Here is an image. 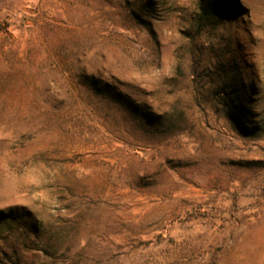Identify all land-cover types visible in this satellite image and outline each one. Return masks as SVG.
Segmentation results:
<instances>
[{
    "label": "rangeland",
    "instance_id": "rangeland-1",
    "mask_svg": "<svg viewBox=\"0 0 264 264\" xmlns=\"http://www.w3.org/2000/svg\"><path fill=\"white\" fill-rule=\"evenodd\" d=\"M0 264H264V0H0Z\"/></svg>",
    "mask_w": 264,
    "mask_h": 264
}]
</instances>
